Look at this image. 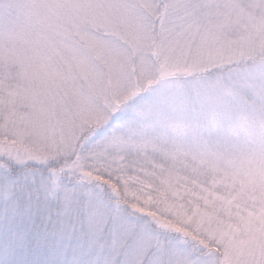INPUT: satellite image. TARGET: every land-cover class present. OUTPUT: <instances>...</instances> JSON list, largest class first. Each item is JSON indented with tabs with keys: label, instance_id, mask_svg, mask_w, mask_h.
<instances>
[{
	"label": "snow or ice",
	"instance_id": "obj_1",
	"mask_svg": "<svg viewBox=\"0 0 264 264\" xmlns=\"http://www.w3.org/2000/svg\"><path fill=\"white\" fill-rule=\"evenodd\" d=\"M0 264H264V0H0Z\"/></svg>",
	"mask_w": 264,
	"mask_h": 264
}]
</instances>
